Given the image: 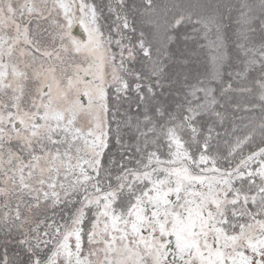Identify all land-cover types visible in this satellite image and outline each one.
<instances>
[{"label":"snow or ice","instance_id":"obj_1","mask_svg":"<svg viewBox=\"0 0 264 264\" xmlns=\"http://www.w3.org/2000/svg\"><path fill=\"white\" fill-rule=\"evenodd\" d=\"M0 264H264V0H0Z\"/></svg>","mask_w":264,"mask_h":264},{"label":"water","instance_id":"obj_2","mask_svg":"<svg viewBox=\"0 0 264 264\" xmlns=\"http://www.w3.org/2000/svg\"><path fill=\"white\" fill-rule=\"evenodd\" d=\"M74 32L78 36H83V33L81 32V30L78 27L74 29Z\"/></svg>","mask_w":264,"mask_h":264}]
</instances>
